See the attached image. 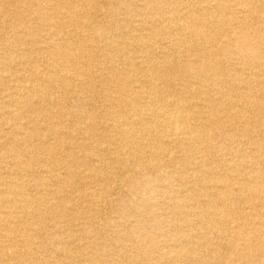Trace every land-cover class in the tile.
I'll use <instances>...</instances> for the list:
<instances>
[{"label": "bare ground", "instance_id": "bare-ground-1", "mask_svg": "<svg viewBox=\"0 0 264 264\" xmlns=\"http://www.w3.org/2000/svg\"><path fill=\"white\" fill-rule=\"evenodd\" d=\"M1 1L0 33L7 23L22 44L27 83L0 103V134L11 131L0 143L31 163L52 156L30 170L13 155L14 176L40 184L0 190L7 214H23L22 251L31 255L39 237L63 260L48 264H264V0H19L20 24L3 19L13 0ZM72 96L100 97L105 109L81 106L66 129L52 110ZM44 132L67 146L64 159ZM50 182L72 190L49 199ZM34 203L39 224L26 209ZM115 204L139 225L112 253L96 224L120 228L104 216ZM86 239L95 252L78 243Z\"/></svg>", "mask_w": 264, "mask_h": 264}, {"label": "rangeland", "instance_id": "rangeland-1", "mask_svg": "<svg viewBox=\"0 0 264 264\" xmlns=\"http://www.w3.org/2000/svg\"><path fill=\"white\" fill-rule=\"evenodd\" d=\"M32 1L38 3L40 0H32ZM60 1H62V2L66 1L67 2L70 0H58L59 3H60ZM0 5H2L1 0H0ZM20 11H24V9L22 8V4L19 2V0H13L12 7L10 8V11H9L10 15L5 16V14H4L3 19L6 21H10L13 19L14 23L17 22L18 24H20V22L15 21V17H17V15H18L17 13H19ZM110 12L112 13V11H110ZM30 14L28 12L26 13V15H30ZM110 16L111 15L108 14L106 17V20L110 19ZM120 16L123 20L127 19V17L124 15H120ZM8 25H7V23L6 24L3 23L1 25L2 30L0 33V36L2 35L1 38L3 39V42H0V50H1L0 51V72H1L0 73V103L8 100V99H4V97L7 94L13 93L14 88H16L19 85L20 86H26L25 83H27V79L25 78L27 76V74H25L23 72V69L25 68V66L20 65L18 62V57L21 54L20 48H21L22 44H20V42H17L16 39L12 38V36L10 34L11 27ZM44 38L45 39H43L42 43L44 44V46L46 45L45 46L46 49H49V47H48L49 40L47 39L46 35H44ZM56 41L60 42L61 39L57 38ZM79 41L84 42L82 39H80ZM10 47H12V48H10ZM49 51H47V53L50 54L51 52H49ZM77 52H78L77 54H79V51H77ZM9 55H10V59H9ZM51 55H53V54H51ZM42 56L43 55H36L35 56L36 57L35 63H34L37 67H40L41 70L44 69V63L41 61ZM50 57L52 60H54L56 56L53 55ZM8 61H9V63H7ZM11 72H13V74H12L13 76L11 78H7L10 76ZM1 78H3V79H1ZM9 83L11 85H9ZM19 83H21V84H19ZM78 99H79V97L72 96L70 98L69 102H67L64 107L53 106L54 110H52V112L57 113V112L61 111V112H63V114H65L64 119L66 120V123H65L66 129H69V130L75 129V122L73 119V114L75 112H77L78 110H80L81 106L83 107V109L85 111H92L91 109H96L97 112H103L105 109L104 107L106 106V102H104L102 99H100V97H97L96 99H94L92 105H90L88 102L81 103L78 101ZM98 105H102V106H98ZM2 129H3L2 135L0 134V137L6 136L7 140H9L11 138L10 129L6 125L3 126ZM42 135H43L42 138H44L45 140H48L47 143L48 142L49 143L47 145L50 146L51 148H53L54 151L57 152L58 156H56V157H59V159H64L65 157H64L63 150L65 148H67V146L64 144L63 150H62L58 147V142L56 140H53L51 138H47L48 137L47 132H44ZM50 139H51V141H50ZM7 140H3L0 143L1 146H2V144H5L4 147L2 148L3 150L0 148V151H2L1 153L4 154V156L6 158V159L3 158L2 161L0 159V164H1L0 165V190H6V189H8L9 185H11V184L13 185L15 183H20V182L24 185V188L28 189V190H32L33 189L32 187H38L40 182L37 181V178H35L33 176H31V177L29 176V177H26V179H21V180H18L16 178V176H14V172L12 171L13 170V164H15L13 161L14 156H16V154H18L21 161L24 164H26L29 168L31 167L30 170H33V169L38 168V163H40V162L45 163L47 161H50V159L52 160L51 154L42 152L40 154L39 158H37V160H36L37 162L31 163V161L29 160L28 156H26V153L24 151L14 150V149L12 150L11 148H8V147L6 148L5 146H7V142H8ZM4 141H7V142L4 143ZM79 156L81 157L80 153H79ZM4 165L7 167H5ZM59 174L63 175V171H59ZM83 176L85 177V175H83ZM48 186H49L48 188H49V194H50L49 199H52V200L59 199V198L63 197L64 195L70 193L72 190L68 183L63 185V187H61V188H58V186H54L51 182L48 184ZM79 186L81 187L82 190L84 189L82 184ZM125 195L127 197L126 198L127 201H131L134 199L130 193H125ZM11 198H13V196H11ZM79 203H81L84 208L89 205L84 199H81V200L79 199ZM119 205L120 204H115V206L112 208V211L104 210V213H105L104 216H106L107 218H108V216H110L111 221H114V222L116 221L120 228L114 229V228L108 227L107 224H104L102 221H100L99 223L96 224V227L99 229V231L102 234V236H101L102 238H101L100 242H102V243L105 242L104 245L107 247L106 250H109V252H112V253H116L115 247H116V243H118L117 242L118 238H119L118 236H121V235L124 236L127 234L130 235L133 232V230H135L137 228V226L139 225V223H137V220L135 218L129 219L127 221H126V219H119L118 214L115 213L116 208H121ZM6 208H7L6 206L0 205V246H2V250H3V257L0 258V264H27V263L31 264V259H33L35 257L37 258V256H40L41 254L42 255L39 258H43V262L42 261L41 262L44 264H48L49 261H57L58 263L63 262V260L61 258H59L58 255L56 253H54L53 250H51V248L49 247L48 239H46V238L43 239V238L35 237L33 239L34 244L32 246V250H33L32 254L27 256L25 254V252L22 251L23 245L25 242L24 240L27 238V235L24 237V234L22 233V230L27 228L26 224H23V219H22L23 214L19 211V213H14V214L8 215ZM26 209H27V212L30 213V216L32 218V219H30V222L35 223V224H39L40 219L34 215L35 211L37 210V204H35V203L30 204L29 206H27ZM69 215L71 216L72 213L69 212ZM174 219H176L175 221L181 220L180 217H178V216H175ZM144 220L145 219L143 217L140 218V221L143 222ZM73 221H74V225H77L79 223L76 220H73ZM146 224L147 223H143V225H146ZM11 226H12V229L10 228ZM146 226H147L146 227L147 229L150 227L148 225H146ZM131 235L133 236V234H131ZM78 243H80L81 246L88 247L90 251L95 252L94 245L90 242V240L86 239L83 241H78ZM130 244H132V243H129L128 245H130ZM44 247H46V249L49 250V253H46V249H44ZM70 249L72 251H74V254H75L76 251L73 249V247H71ZM16 250H17V252H19L18 255H19V257L21 256L20 258L19 257L16 258L15 256H13V251H16ZM86 260L87 259H84V258L81 259L80 264H93V263L86 261Z\"/></svg>", "mask_w": 264, "mask_h": 264}]
</instances>
